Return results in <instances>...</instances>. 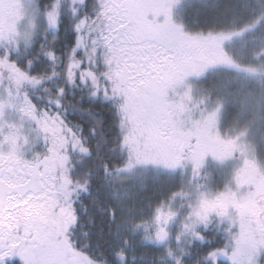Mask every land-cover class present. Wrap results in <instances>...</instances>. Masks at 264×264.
Masks as SVG:
<instances>
[{"label": "rangeland", "instance_id": "rangeland-1", "mask_svg": "<svg viewBox=\"0 0 264 264\" xmlns=\"http://www.w3.org/2000/svg\"><path fill=\"white\" fill-rule=\"evenodd\" d=\"M101 1L102 5L107 2ZM236 1L233 8L225 9L231 11L235 27L249 29L244 34L236 33L234 25L233 30L211 33L195 30L199 24L191 13L212 5H205L202 0H140L147 6L148 20L154 21L163 35L188 47L183 49L182 75L167 89L168 101L179 107L164 127L160 125L150 94L133 99L124 86L116 87L113 72L116 65L106 62L110 55L105 46L106 37L110 31L105 17L97 39L81 36L72 53L69 66L79 68L81 63L75 60V55L85 57L91 66L89 49L94 54L101 50L110 95L118 96V103L122 99L120 111L125 119L124 128L132 139V150L130 162L121 171V193L115 194L118 221L115 242L121 254L129 256V264H170L168 257L172 251L185 252L188 243L200 238L198 228L213 215L230 223L229 232H235L232 249L228 258L223 259L229 264H262L259 259L264 254V200L252 194L264 184V123L246 140L240 136L224 137V133L228 126L239 127L233 123L237 121L235 117L240 120L253 115L256 121L259 118L256 115L264 112V17L259 19L256 15L264 0ZM58 4L56 0L53 13H44L38 9L36 0H0V66L8 67L2 56L18 50L21 43L28 45L36 28L49 29L57 21ZM89 40L95 45L91 46ZM198 45L210 47L207 58L210 64L204 65L193 58L192 50ZM1 72L0 68V140L16 133L20 155L29 161L34 156L31 149L44 137L49 150L55 144L57 153L63 157L71 140L63 126L56 123L48 126L50 132L40 133V119L32 113L33 123L29 117L28 99L20 108L18 80L15 81L13 74H7V80ZM91 73L90 80L96 84L98 76ZM7 81L10 86L6 85ZM100 84L99 89L110 87ZM32 87L38 86L35 83ZM45 119L43 126L48 125ZM7 149L8 145L4 144L3 150ZM62 166L58 165L51 174L58 202L53 211L60 220L64 219L59 216L60 209L70 210V197L59 200L60 191L62 194L66 191V196L69 188ZM30 192L31 189L23 196ZM12 194L23 198L19 192ZM151 237L156 239L155 244L150 242L154 240ZM65 238L64 232L58 237ZM174 259L173 253L171 260Z\"/></svg>", "mask_w": 264, "mask_h": 264}, {"label": "trees", "instance_id": "trees-1", "mask_svg": "<svg viewBox=\"0 0 264 264\" xmlns=\"http://www.w3.org/2000/svg\"><path fill=\"white\" fill-rule=\"evenodd\" d=\"M55 2L36 0V5L44 13H53ZM236 3L235 0H220L213 2L209 10L203 7L198 8V12L193 11V20L199 24L194 27L195 30L215 32L217 27H221L219 24L225 23L232 15L225 7L233 8ZM102 11L101 0H59L57 21L49 29L36 28L28 45L21 43L18 50H11L7 57L2 56L8 67L0 66L5 75L11 71L15 81L18 80L20 108H23L24 100L28 99V110H31L29 117L33 123L35 117L32 113L36 114V119H40V133L50 132L48 126L58 123L71 139L66 148L67 153L62 155L69 188L66 196V191L63 194L60 191L59 194V200L70 197L69 212L72 218L64 231L67 244L63 247L62 256L66 264H129V256L124 257L115 242L118 232L115 194L121 193V171L130 162L132 150V139L124 128L125 119L120 111L123 108L122 99L118 103V96L110 95L111 86L105 81L107 69L101 50L94 54L89 49L91 53L88 56L93 61L91 66L80 54L75 55V60L81 63L80 67L69 66L80 37L89 39L90 36V39L96 40V34L102 32V26L105 25ZM256 15L259 19L260 16L264 17V4L261 3ZM234 31L244 34L249 29L240 30L237 27ZM89 42L91 46L95 45ZM90 71L98 76L96 84L90 80ZM26 80H30V83ZM35 83L38 87H32ZM98 83H106L110 87L99 89ZM10 84L6 83L7 86ZM21 114L27 117V114ZM256 116L259 117L256 121L253 115L240 120L235 117L237 121L233 123H238L239 127L228 126L224 137L240 136L246 140L259 124L264 123V112ZM44 118L47 126H43ZM44 140V137L37 140L31 149L34 156L29 161L43 159L51 154ZM126 181L129 183V179ZM229 227L230 223L213 215L209 222L198 228L200 238L188 243L185 252L180 254L172 251L176 259L171 260L172 253L168 257L170 264H229L223 259L228 258L235 242L232 236L235 232H229ZM155 240L150 242L155 244ZM9 259L14 260V264H22L19 257ZM259 261L264 264V254Z\"/></svg>", "mask_w": 264, "mask_h": 264}, {"label": "snow or ice", "instance_id": "snow-or-ice-1", "mask_svg": "<svg viewBox=\"0 0 264 264\" xmlns=\"http://www.w3.org/2000/svg\"><path fill=\"white\" fill-rule=\"evenodd\" d=\"M101 15L109 21L106 62L116 65V87L124 86L133 99L150 94L160 125L166 126L179 107L170 104L167 89L182 75V47L148 20L140 0H107ZM17 139L9 133L0 140V264H14L9 257H19L22 264H64L61 249L67 240L58 237L72 217L65 208L59 213L63 220L53 211L58 202L51 181L63 158L54 144L43 159L24 160ZM252 195L264 200V184Z\"/></svg>", "mask_w": 264, "mask_h": 264}, {"label": "flooded vegetation", "instance_id": "flooded-vegetation-1", "mask_svg": "<svg viewBox=\"0 0 264 264\" xmlns=\"http://www.w3.org/2000/svg\"><path fill=\"white\" fill-rule=\"evenodd\" d=\"M219 1L220 0H202V3L206 5V4H213V2H219ZM210 8L211 6L206 7V10H209ZM234 22L235 21L232 17H228V19L225 20V23L219 24L221 27H217L215 31L233 30L231 28L233 25H234L233 28L235 27ZM215 25L218 26L217 24ZM180 46L182 47V49H188V47L186 46H182V45ZM189 49H190V46H189ZM192 51H194L193 54H195L193 57L195 61H198L204 65L210 64V61L207 59L209 56L210 47L198 45L197 48Z\"/></svg>", "mask_w": 264, "mask_h": 264}]
</instances>
